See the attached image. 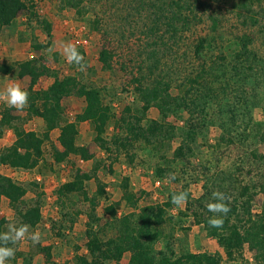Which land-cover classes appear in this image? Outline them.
<instances>
[{
    "label": "rangeland",
    "instance_id": "374dc122",
    "mask_svg": "<svg viewBox=\"0 0 264 264\" xmlns=\"http://www.w3.org/2000/svg\"><path fill=\"white\" fill-rule=\"evenodd\" d=\"M33 1L37 15L51 24L50 37L39 24L29 19L27 13L20 14L15 23L0 30V47L12 52L14 59L7 64L37 60L39 65L48 68L50 73L38 79L35 90H45L55 77L61 79L65 76L75 78L86 87L97 88L104 104L110 108L111 119L103 134L110 151L105 152L94 142V128L87 121L77 124V143L88 149L92 154L91 159L71 156L62 163L53 162L52 147H58L59 133L55 129L43 143L42 158L34 169L24 171L0 165V175L22 185L26 189L25 204H38L42 216L36 227L28 228L24 239L6 245L15 251L14 258L7 264H72L75 248L80 249L79 254L86 252L85 231L88 222L104 240L117 235V227L107 213V207L113 206L116 216L120 218L144 206L163 204L169 197L172 200L174 194L181 192L187 193L188 198L180 206L171 202L170 209L165 208L167 220L161 226L163 235L153 245L154 249L163 251L167 243H172L175 244L176 253L183 248L192 253L218 255L222 264H253V254L246 246L242 256L227 260L218 241L210 238L206 230L195 222L193 214L199 212L207 215V205L213 202L208 193H224L230 183L234 190L241 182L255 185V175L262 179L264 141L252 132L249 135V128L245 130L244 124L249 125L250 114L252 124L260 134L264 132V67L261 71L256 67V71H252L255 75L246 76L244 80L238 79L229 66L223 71L224 75L214 70L218 67L212 61L221 52L227 55L236 52V38L243 33L253 38L251 51L264 61V0L261 5L251 7L257 20L253 26L248 18L243 17L245 11L234 8L231 0H183L185 4L188 3L189 9L181 13L177 11L178 8H169L168 4L165 10L170 11L163 13L162 23L157 22L160 28L158 33L151 30L155 19L153 5L163 1L167 4L170 0L160 3L158 0H81L78 8L72 7L70 0ZM77 1L73 0V4ZM174 12L188 19V24L182 25L179 20L175 28L171 27L167 19L172 18ZM211 18L218 22L215 29L212 28ZM243 20L247 21L246 25ZM200 39H206L207 43L196 56L194 46ZM47 42V49L35 51L31 48L33 44L44 45ZM69 43L76 46L83 56L86 65L83 71L78 65L67 61L64 46ZM18 49L20 51L16 53ZM103 49L111 56L109 68L99 61V52ZM211 65L214 66L211 72L215 76V87L226 85L228 88L219 90L220 95L207 98L201 112L194 111V103L188 100L186 104H189V110L182 107L168 113L166 123L176 128V137L169 145L166 144L168 149L161 154L163 157L142 143L133 144L128 155L111 145L114 135L124 134L123 120L130 122L133 121L132 117L141 116L142 104L134 80L150 84L156 78H165L170 81V93L183 96L184 91L178 90V84L187 82L188 75H196L202 66L208 69ZM25 79L29 81V78ZM19 85L23 90L27 88L26 84ZM225 96L231 100L241 98V115L233 124L231 107L219 99ZM3 105L8 106L0 100V110ZM62 106L66 119L74 121L82 111L84 101L73 91L62 100ZM13 113L18 117L14 122L17 128L39 135L45 131L43 121L28 117L25 107L14 108ZM159 118L157 109L152 107L141 124L144 125L148 119ZM195 125L197 132L190 146L192 152H187L183 159H175L172 152L181 143V133ZM14 140L12 128L5 127L0 136V151ZM254 155L262 157L263 161L255 160ZM129 156H132V160ZM158 168L165 171L159 175L156 173ZM77 170L91 175V180L84 183V189L90 198L96 196L92 211L80 194L58 195V188L72 180ZM172 173L176 175L175 181L169 179ZM124 178L129 180V190L137 201L136 209L122 199L121 182ZM100 184L103 193L98 195L96 192ZM236 193L224 194L231 200V194ZM202 196L205 199L197 211L196 200ZM263 205L264 193L260 192L254 198L253 212H259ZM1 218L7 221L6 232L10 225L21 226L20 218L4 198L0 202ZM94 218L96 221H93ZM32 233H39V243L31 241L29 236ZM42 247H49L48 262L39 251ZM128 259L129 253H125L120 262L107 264H127Z\"/></svg>",
    "mask_w": 264,
    "mask_h": 264
},
{
    "label": "trees",
    "instance_id": "16d2710c",
    "mask_svg": "<svg viewBox=\"0 0 264 264\" xmlns=\"http://www.w3.org/2000/svg\"><path fill=\"white\" fill-rule=\"evenodd\" d=\"M162 0H158L160 3ZM70 5L78 8L81 0L73 4L70 0ZM233 7L245 11L244 18H248L250 25H256L257 20L251 11L254 4L261 5L263 0H231ZM238 2V3H237ZM183 0H170L167 4L153 5L154 16L151 26L153 32L159 31L157 22L163 19V13H168L169 8L175 9L181 13L189 9L188 3ZM27 13L29 19H33L39 24L42 30L50 37L51 24L46 19L40 18L35 12V4L33 0H0V30L5 27H10L20 14ZM240 13V12H239ZM247 14L248 16H245ZM179 13L174 12L172 18L167 19L171 27L181 21L182 25L188 24V19L178 16ZM250 15V16H249ZM236 16L242 17L241 14ZM215 18H211L212 28L217 27L218 22ZM160 23V24H161ZM244 25L247 21L243 20ZM159 24V25H160ZM151 31V33H153ZM206 39H200L194 46V55L199 54L204 50ZM49 42L44 45L33 44L31 48L35 51L47 49ZM253 38L249 34H241L236 38V45L238 50L230 54H221L212 61L213 65H217L202 69L191 75L186 79L187 82L178 84V90H183V96H173L170 93V81L165 78H156L150 84H144L139 79L137 82L136 93L141 102V116L132 117L133 121H124L125 123L123 133L121 135H114L111 145L116 147L117 151H123L128 155L131 146L135 143H142L151 151L159 152L161 155L168 149L166 146L176 137V128L166 123V117L172 109L188 108L189 104L186 101L194 103V111L201 112L206 106L207 98H212L220 91H225L228 87L226 85L215 87V76L211 71L217 70L224 75V70L229 66L234 74L238 75V79L246 80V76H254L252 71H256V67H264L263 59L251 51ZM111 56L103 49L99 52V61L105 68H109V60ZM230 58V59H229ZM219 62V63H217ZM155 67V66H154ZM222 69V71H221ZM152 72L151 70H149ZM240 71V72H238ZM14 72L18 78L27 77L29 83L24 89L29 93V102L25 107L28 117L40 118L45 126V131L38 134L34 131H27L17 128L15 121L18 119L14 115V108L3 105L0 110V136L5 127L12 128L15 140L14 142L0 151V165L17 170H32L40 162L43 151V143L48 140L51 131L58 129L57 136L58 147L53 146L51 158L55 163H62L71 156H79L83 160L92 158V154L88 149L77 143L79 131L77 124L80 122H91L94 128L95 136L94 142L99 145L105 152L110 151V146L105 140L103 134L106 126L111 119L110 108L104 104L101 92L97 88L86 87L77 82L71 76L63 78H54V81L45 90H35L34 87L38 79L43 75H48L49 69L39 65L37 60H26L17 63H1L0 73L9 74ZM247 72V74L245 73ZM259 72V71H258ZM257 72V73H258ZM245 75L244 78H241ZM142 78V77H140ZM215 87V88H214ZM75 92L78 97L83 99L84 107L82 111L75 116L74 121H69L65 117V111L62 106V100L72 92ZM237 91V90H236ZM235 91V92H236ZM225 93V92H224ZM220 95V94H219ZM237 95V94H236ZM224 96V95H223ZM226 105L231 107V122L237 120L242 107L241 98L229 97L219 98ZM198 101H202L198 104ZM156 108L160 118L148 119L142 125L146 112L150 108ZM189 110V108H188ZM205 120V119H204ZM244 129L248 130L258 136L260 140L264 141V132H259V129L251 122V115L249 114V125L244 124ZM196 125L191 127L186 132L181 133V143L177 146L172 154L175 159H183L187 152L191 153V143L195 140ZM167 144V145H166ZM130 157V156H129ZM255 160L261 162L262 157L254 155ZM132 160V156L130 157ZM165 169L158 168L156 173L161 175ZM256 176V184L250 185L243 182L238 183L234 187L231 183L227 186L224 193H233L237 191L236 195L231 194V200L227 203L230 207V212L224 217V224L222 228H212L208 225V219L214 214L206 212L207 215L199 212H194L193 216L195 222L201 225L207 232L210 238L216 239L218 244L223 249L227 260H234L235 257L242 256L244 247L253 254V264H264V205L257 213L253 212V201L258 193H264V172L261 175L262 179ZM91 180V175L77 170L72 180L62 184L58 188V195H66L77 193L80 194L84 201L90 205V210H94L96 196L90 198L84 189V183ZM101 184L97 187V194L103 193ZM123 190L122 199L126 201L127 205L136 209V199L134 194L129 190V180L124 178L121 182ZM221 189V186L218 187ZM205 190L207 191L206 187ZM214 192V191H213ZM26 189L14 182L7 176L0 175V202L7 199L13 211L20 218V225H27L28 228L36 227L41 221V212L39 205L25 204L24 196ZM207 196L213 202L212 193ZM205 199L204 196L196 200L198 205L197 211L200 210L201 203ZM171 207V197L163 204L155 206H144L137 209V212H131L118 218L113 206L106 208L107 213L111 216L113 223L117 227V235L115 237L104 240L100 237L98 232L94 231L88 222L86 233L85 250L83 254H79V248L76 249L72 264H107L108 262H120L125 253H129L127 264H222V260L218 255H210L207 253H192L188 250L180 248L179 252H175V244L167 243L165 249L156 251L153 247L155 242L163 235L161 226L166 223L165 218L166 209ZM90 217V215H89ZM92 219V218H91ZM96 221V218L93 219ZM7 221L5 218L0 219V233H5ZM176 249V248H175ZM39 251L44 254L46 261L50 259L49 247L39 248Z\"/></svg>",
    "mask_w": 264,
    "mask_h": 264
},
{
    "label": "clouds",
    "instance_id": "9594fccd",
    "mask_svg": "<svg viewBox=\"0 0 264 264\" xmlns=\"http://www.w3.org/2000/svg\"><path fill=\"white\" fill-rule=\"evenodd\" d=\"M64 53L69 63H74L80 67L83 71L86 65L83 63V56L80 54L76 46L72 44H66L64 46ZM0 100H3L6 105L16 108L23 109L28 105L29 93L21 88L19 84L9 86L4 92L0 93ZM169 179L171 181L176 180L174 173L170 174ZM213 200L207 205V211L214 215L208 219V225L212 228H222L224 224V217L230 212V207L227 203L228 197L219 191L212 193ZM188 194L181 192L172 196V204L180 206L186 202ZM28 233V226L22 225L17 228L15 225H10L9 229L5 233H0V264H7V262L14 258L15 251L12 247L6 246L9 242L16 244L25 238ZM29 238L33 243H39V233L30 234Z\"/></svg>",
    "mask_w": 264,
    "mask_h": 264
},
{
    "label": "crops",
    "instance_id": "0c3cea01",
    "mask_svg": "<svg viewBox=\"0 0 264 264\" xmlns=\"http://www.w3.org/2000/svg\"><path fill=\"white\" fill-rule=\"evenodd\" d=\"M0 40H2V36L0 35ZM2 48V49H1ZM7 49V48H6ZM5 47H0V64L1 63H8L12 60V52L10 53L9 50H6ZM20 50H16L15 52L18 53ZM17 55V54H16ZM24 81V82H23ZM26 84L28 85L29 81L23 78H18L14 72H11L9 74H2L0 73V92H4L9 86L14 84ZM21 88H23L21 86Z\"/></svg>",
    "mask_w": 264,
    "mask_h": 264
}]
</instances>
